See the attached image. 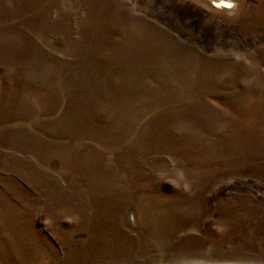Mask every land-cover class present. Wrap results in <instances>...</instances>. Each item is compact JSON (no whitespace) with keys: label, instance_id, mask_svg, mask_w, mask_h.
<instances>
[{"label":"rangeland","instance_id":"rangeland-1","mask_svg":"<svg viewBox=\"0 0 264 264\" xmlns=\"http://www.w3.org/2000/svg\"><path fill=\"white\" fill-rule=\"evenodd\" d=\"M0 264H264V0H0Z\"/></svg>","mask_w":264,"mask_h":264}]
</instances>
